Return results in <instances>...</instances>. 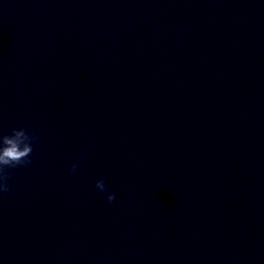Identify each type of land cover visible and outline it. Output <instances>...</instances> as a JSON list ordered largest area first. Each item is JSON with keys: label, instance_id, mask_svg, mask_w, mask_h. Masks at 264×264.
I'll list each match as a JSON object with an SVG mask.
<instances>
[{"label": "clouds", "instance_id": "9594fccd", "mask_svg": "<svg viewBox=\"0 0 264 264\" xmlns=\"http://www.w3.org/2000/svg\"><path fill=\"white\" fill-rule=\"evenodd\" d=\"M39 140L38 135L24 127L11 129L10 134L0 135V195L11 193L14 188L9 181L12 169L27 167L34 161L32 158L33 146ZM88 152H82L80 160L87 159ZM78 163H73L69 174L76 173ZM95 188L106 195V203L111 204L116 200V194L109 192L103 177L95 183Z\"/></svg>", "mask_w": 264, "mask_h": 264}]
</instances>
